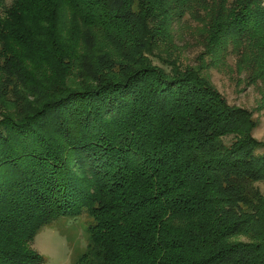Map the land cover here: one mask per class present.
<instances>
[{
	"label": "trees",
	"instance_id": "trees-1",
	"mask_svg": "<svg viewBox=\"0 0 264 264\" xmlns=\"http://www.w3.org/2000/svg\"><path fill=\"white\" fill-rule=\"evenodd\" d=\"M261 3L0 0L8 80L30 82L32 59L57 65V143L16 148L0 179V264H43L30 247L40 227L83 212L77 264H264L255 121L202 76L203 56L181 67L173 51L174 25L193 20L210 66L234 51L249 83H264ZM242 231L251 239L232 242Z\"/></svg>",
	"mask_w": 264,
	"mask_h": 264
},
{
	"label": "rangeland",
	"instance_id": "rangeland-1",
	"mask_svg": "<svg viewBox=\"0 0 264 264\" xmlns=\"http://www.w3.org/2000/svg\"><path fill=\"white\" fill-rule=\"evenodd\" d=\"M9 5L12 0H3ZM262 5H264V0ZM197 23L193 20H181L174 25V41L177 47L173 48L181 67L200 64L203 56L201 69L202 76L208 80L230 105L242 107L251 113L255 126L251 130V136L261 142L254 150L257 156L264 155V83L257 80L256 83H249L245 72H239L236 68L237 55L234 51L223 54V62H216L210 66L209 58L204 55V48L198 36ZM231 49V45H230ZM103 51H106L103 48ZM92 48L89 49V55ZM164 56V53L161 56ZM2 54H0V126H5L6 137L0 134V179L9 181L11 165L9 155L16 148L30 146L42 135L49 141L57 143V102L52 95L57 90V65L53 71L37 63L32 59L30 65V82L15 78L9 81L7 76L8 66L3 67ZM26 60L25 56H22ZM153 62L163 67L166 72L170 66L160 60L151 57ZM16 68V66H15ZM76 71L72 72V80H75ZM35 95V97H34ZM42 110L44 113L38 118ZM38 113V114H37ZM9 125H8V124ZM28 137V138H26ZM232 136L224 138L229 143ZM3 163L4 165H2ZM23 163L20 160L19 167ZM6 167V168H5ZM264 199V180L253 183ZM87 213L83 212L78 216H59L48 224L40 227L35 234L30 247L41 254L44 258L43 264H77V258L85 250L88 239ZM251 233L243 231L236 234L232 242H245L251 239Z\"/></svg>",
	"mask_w": 264,
	"mask_h": 264
}]
</instances>
